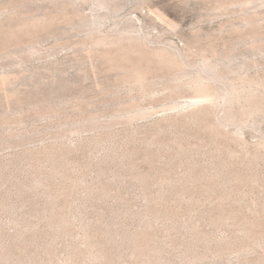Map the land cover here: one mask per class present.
I'll list each match as a JSON object with an SVG mask.
<instances>
[{
	"label": "rangeland",
	"instance_id": "374dc122",
	"mask_svg": "<svg viewBox=\"0 0 264 264\" xmlns=\"http://www.w3.org/2000/svg\"><path fill=\"white\" fill-rule=\"evenodd\" d=\"M0 264H264V0H0Z\"/></svg>",
	"mask_w": 264,
	"mask_h": 264
},
{
	"label": "bare ground",
	"instance_id": "6f19581e",
	"mask_svg": "<svg viewBox=\"0 0 264 264\" xmlns=\"http://www.w3.org/2000/svg\"><path fill=\"white\" fill-rule=\"evenodd\" d=\"M215 70L216 69L214 68L212 70V72H209V73L204 72V74H199V75L194 76L195 77L194 79H190V80L188 79L189 80L188 84H190V85H192L194 87V89L196 91V95H200L199 96L200 100H204L206 98L208 99L209 95H217L215 93L216 91L213 92V90L210 88V85H209L210 82H213V81L217 80V78H219V76H220L218 73H216ZM224 85H226V84H224ZM234 90L235 89L233 88V92H235ZM229 91L227 90V92H229L228 94H232L233 93L232 89L229 90ZM235 94H237V93H235ZM210 98H211V96H210Z\"/></svg>",
	"mask_w": 264,
	"mask_h": 264
}]
</instances>
